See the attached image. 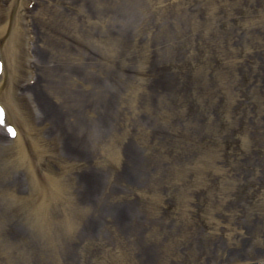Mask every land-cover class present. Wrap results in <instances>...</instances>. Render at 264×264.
<instances>
[{
    "label": "rangeland",
    "instance_id": "rangeland-1",
    "mask_svg": "<svg viewBox=\"0 0 264 264\" xmlns=\"http://www.w3.org/2000/svg\"><path fill=\"white\" fill-rule=\"evenodd\" d=\"M29 2L36 8L22 23L25 20L37 38H27L22 46L26 72L21 80L31 68L35 71L30 60L32 50L42 46V35L76 22L83 4V0ZM7 4L0 0V9ZM101 11L98 0H87V27L101 39L87 42V82L76 85L83 96L85 122L93 125L85 140L70 149L61 147L32 118L31 126L39 130L32 135L36 151L26 137L20 142L23 156L14 142L0 141V204L19 210L0 218V232L8 226L15 230L9 234L8 247L0 239V253L14 259L4 262L0 257V264L26 263L21 249L29 241L19 207L34 214L55 209L67 216L69 235L50 234L51 249L45 245L39 250L47 252L49 263L54 259L58 264L59 260L80 264L85 250L91 264H105L107 252L119 255L117 244L128 239L131 227L139 239L144 236L148 202L132 191L148 185L153 163L161 157L157 146L170 141L157 118L173 89L186 92L191 86L190 62L196 70L204 66L208 77L216 66L224 68L222 83L233 97L232 113L238 112L230 118L237 128L236 147H231L230 156L216 158L212 179L208 173L205 183L182 192V206L168 209V250L175 257L178 252V260L170 264H242L236 258L242 252L243 264H253L261 253L264 258V0H118L114 17ZM63 13L66 20L61 22ZM1 37L5 43L8 35ZM216 52L220 66L211 59ZM34 55L38 58L39 52ZM173 65L181 67L180 78ZM198 89L204 96L210 91ZM50 96L47 105L52 106L51 91ZM13 102L17 108L22 103L17 98ZM31 106L35 111V103ZM57 108L56 113L68 109L60 104ZM212 181L217 191L206 187ZM251 244L258 247L255 255L247 254ZM13 247L16 252L11 255L7 249ZM32 259L34 264L41 262L36 256Z\"/></svg>",
    "mask_w": 264,
    "mask_h": 264
},
{
    "label": "bare ground",
    "instance_id": "bare-ground-1",
    "mask_svg": "<svg viewBox=\"0 0 264 264\" xmlns=\"http://www.w3.org/2000/svg\"><path fill=\"white\" fill-rule=\"evenodd\" d=\"M15 1L13 0V4L18 2ZM98 2L102 5V11H109L111 17L116 15L118 0H98ZM21 4L24 5V3H20L16 13L15 40L13 42L9 41L10 43L7 41L3 48L7 62L1 72L0 84L3 83V78L5 79V77H7L8 85L15 82L22 71V58L17 50L21 34L18 30L22 25L19 19H21L23 14L25 15L27 10L25 12L20 7ZM35 8L34 6L31 13ZM44 15H42V18ZM87 15V0H83L81 17L76 22H68L67 25L63 24L59 31L42 35L44 38L42 46L36 52L33 50L35 54L39 52L36 62L38 63L40 74H38L31 86H27L28 97H25L26 92H22L24 95H20V100L22 101L20 107L24 108L31 116V102L33 100L36 106L34 119L38 118L39 124H41L42 128L45 127L47 129L46 133L53 142L66 149H70L76 141L78 143L83 142L89 129L93 128L91 123L87 124L85 122L82 104L83 96L81 90L76 88L77 84L83 85L86 82L85 73L89 61L88 39L100 37L98 33L91 32L88 29L86 24ZM53 16L54 20H59L57 14H53ZM65 20L66 14L63 13L60 21L64 22ZM17 40L18 43L16 44ZM97 56L100 55L97 53ZM9 89L7 88L8 93ZM50 91L55 97L52 100V106L46 105L49 104L51 99ZM7 95L6 93L4 99L10 107H8L9 111L15 114L13 110L16 107L12 104L13 100ZM10 101L12 102L10 103ZM55 103L57 106L60 104L61 108L69 107L73 103L74 110L54 114L55 111L59 110V108L55 109L57 106L53 107ZM26 132L29 133V130ZM1 133L0 141L4 136ZM71 134L74 135V139H71ZM1 210H11V208L2 207Z\"/></svg>",
    "mask_w": 264,
    "mask_h": 264
},
{
    "label": "snow or ice",
    "instance_id": "snow-or-ice-1",
    "mask_svg": "<svg viewBox=\"0 0 264 264\" xmlns=\"http://www.w3.org/2000/svg\"><path fill=\"white\" fill-rule=\"evenodd\" d=\"M8 124H10V120L8 118L7 110L0 107V127H6L7 133L11 136H17V131H15L12 127H8Z\"/></svg>",
    "mask_w": 264,
    "mask_h": 264
}]
</instances>
